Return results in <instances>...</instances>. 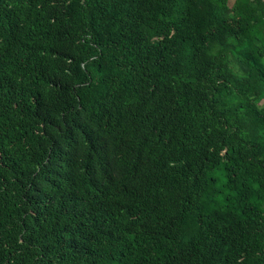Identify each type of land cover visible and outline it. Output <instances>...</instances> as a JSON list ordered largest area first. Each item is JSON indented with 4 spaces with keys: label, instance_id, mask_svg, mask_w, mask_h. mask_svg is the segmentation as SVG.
<instances>
[{
    "label": "trees",
    "instance_id": "obj_1",
    "mask_svg": "<svg viewBox=\"0 0 264 264\" xmlns=\"http://www.w3.org/2000/svg\"><path fill=\"white\" fill-rule=\"evenodd\" d=\"M0 264H264V0H0Z\"/></svg>",
    "mask_w": 264,
    "mask_h": 264
}]
</instances>
